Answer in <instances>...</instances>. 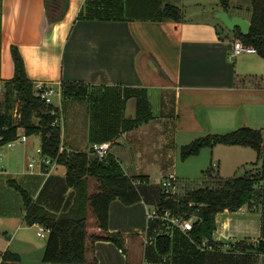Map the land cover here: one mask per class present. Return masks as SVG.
I'll return each instance as SVG.
<instances>
[{"label": "crops", "instance_id": "1", "mask_svg": "<svg viewBox=\"0 0 264 264\" xmlns=\"http://www.w3.org/2000/svg\"><path fill=\"white\" fill-rule=\"evenodd\" d=\"M47 1L0 0V83L15 76L12 47L16 46L34 84H83L80 98L66 96L63 90L61 100H55L62 107V147L83 152L94 143L113 142L108 172L133 179L142 195L133 205L116 199L109 207V231L125 235L127 254L112 242L92 244L88 240V260L96 259V264H184L178 252L183 249L180 236L187 233L149 217L159 191L150 193L142 185H161L171 176L177 181L191 179L192 169H181L180 161L198 165L200 159L209 157L207 164L212 160L213 168L224 178L233 177L225 170L247 164L243 158L248 147L217 145L185 161L181 149L207 135L253 129L264 116V59L258 53L233 58V44L241 29L231 31L215 14L212 16L215 11H227L230 17L238 16L251 24V0H231L229 10L218 0L210 18L188 20L183 16L180 22L142 19L157 9L155 0H68L65 16L53 24L48 21ZM195 1V5L201 3ZM127 2L133 19L125 17ZM182 2L163 1L184 7ZM98 11H106L107 15H102L112 19H79L81 14H100ZM19 132L24 134L23 129ZM31 138L20 143L28 144ZM66 173L67 168L59 163L51 165L49 175L42 171L40 175L47 183L38 199H32L53 213L67 212L75 191L67 185ZM46 187L49 192L42 200ZM25 215L26 207L24 223ZM2 218L5 221L0 212V222ZM216 225L213 239L222 244L219 251L224 254L243 256V251L234 250L238 242L257 245L264 236V181L256 187L249 204L237 212L218 214ZM160 234L176 238L169 256H161L156 250L155 240ZM130 249L138 255L132 256ZM13 250L8 247L1 252V261L10 251L20 255L22 264H29L23 256L34 251L30 244L25 251ZM261 259L264 261V254L257 256L255 264Z\"/></svg>", "mask_w": 264, "mask_h": 264}, {"label": "trees", "instance_id": "2", "mask_svg": "<svg viewBox=\"0 0 264 264\" xmlns=\"http://www.w3.org/2000/svg\"><path fill=\"white\" fill-rule=\"evenodd\" d=\"M155 1L159 4L157 9L148 18L142 19L154 22L182 20L183 14L180 7L171 3L164 4V0ZM47 3L49 23L53 24L62 20L67 12L68 0H48ZM219 3L225 10H229L231 0H219ZM250 12L249 33L246 36L239 33L238 39L246 45L255 47L264 59V0H251ZM99 13L81 14L79 19H112L102 15H107L106 11ZM125 17L126 19L134 17L133 9L128 2ZM12 57L15 76L4 83L5 91L0 100V148L14 141L20 129H23L27 136L40 135L41 155L56 160L67 168L66 183L75 191L69 210L56 214L37 204L16 182L9 181V184L18 189L24 197L26 224L28 226L39 224L50 230L44 262L47 264H96V259L89 261L87 258L88 240L92 244L96 241L112 242L126 255L125 235L109 231V207L116 199L121 200L125 205L140 202L142 195L136 182L124 175L109 173L111 163H108V157L100 160L94 157L91 151L89 153L60 151L62 128L60 125H54L56 117L51 114L53 107L46 105L35 96V84L28 78L24 59L16 46L12 47ZM81 85L83 84H64V95L80 98ZM16 106L19 108L20 118L14 116ZM217 145L241 146L255 150L258 158L253 166L256 169L244 176L224 178L214 172L211 166L202 179L203 186L189 190V188H183L177 181L176 186L179 190L174 194L165 193L161 184L156 208L159 212L167 209L182 219H193V229L186 235L180 236L183 249L178 253L184 264H205L208 261L209 264H255L257 256L264 254V236L257 245L238 242L234 250L243 251L244 255L236 256L219 251L222 244L214 241L213 233L217 227V215L225 210L237 212L249 204L255 198L256 187L264 181V128L259 130L244 127L223 135H207L198 138L181 149V159L185 161L198 155L203 149L214 148ZM90 179L97 181L96 190L93 193L89 192ZM89 213L93 214L95 225L100 229L99 232L89 233ZM175 241L174 236L158 235L155 240L158 254L169 256L174 251ZM203 241L211 245L213 250H204L201 247ZM0 264H22L21 257L7 251L3 254Z\"/></svg>", "mask_w": 264, "mask_h": 264}, {"label": "rangeland", "instance_id": "3", "mask_svg": "<svg viewBox=\"0 0 264 264\" xmlns=\"http://www.w3.org/2000/svg\"><path fill=\"white\" fill-rule=\"evenodd\" d=\"M182 1V3H184V7L180 5L179 7L181 8L182 14L185 19L189 20L190 18H192L203 20L211 17L210 12H212L213 6H216V4L214 3H216L218 0H199L201 2L199 5L194 4L197 2L195 0ZM215 12H213L212 16L215 14ZM0 99H2V97H0ZM255 125L256 126H252L253 129H263L264 116L259 124ZM62 130L64 131V126L62 127ZM40 147L41 137L32 136L28 144L19 143L14 148H9L7 146H3L2 148H0V212L3 213V217H6L5 221H7L6 223L2 218V221L0 222V261L1 252H4L8 247L12 251H14L13 249L15 248L24 249L25 251L26 244H30L34 248V251H28V253L24 252L25 254L23 256V259L30 261L29 264H46L43 263L42 258L44 247L46 245L48 237L46 236L45 238H42L38 236V233L41 230V226L37 225L29 227L26 223L23 222L25 210L24 197L18 189L9 184V180H13L19 186H21V188L24 189L30 197L36 200L38 199V196L43 191L47 183L44 181L45 177L40 175L42 171L41 167L38 166L40 164L41 155L38 154L37 151ZM245 150L247 154L243 158V163L247 164L242 165L235 170H225V173H233L231 174V176L238 177L244 176L245 174L256 169V167H254L252 163L256 161V152L251 148H247ZM82 151L89 153V146L83 148ZM206 151L210 152L209 149H207ZM208 158L209 157H207V159L206 157H203V159H200L202 161H198V165H189V163L184 164L180 161L179 167L181 169L190 167L192 169L190 174L194 173V176L191 179L178 180V183L181 184V186L185 189L189 188V190H194L203 186V171H206L210 165L212 166V160L209 164H207ZM33 162L35 163L36 167L32 170L28 167L29 164ZM202 165L203 167L201 168L200 166ZM225 167L227 166L223 167V171ZM228 167H230V165H228ZM214 172H217L216 167H214ZM159 185V183L151 182L150 184H143L142 188L149 189L150 193L156 194L158 192ZM96 186L97 181L95 179H90L89 192L93 193V190H96ZM48 189L49 187H46L42 195V200L47 196L49 192ZM178 190L179 188L177 187L176 192ZM93 227H96L95 218L92 213H89L88 230L95 232ZM130 251L133 254L132 256L138 255L135 249H130ZM143 264H146V262H144ZM260 264H264V261L262 259L260 260Z\"/></svg>", "mask_w": 264, "mask_h": 264}, {"label": "built area", "instance_id": "4", "mask_svg": "<svg viewBox=\"0 0 264 264\" xmlns=\"http://www.w3.org/2000/svg\"><path fill=\"white\" fill-rule=\"evenodd\" d=\"M246 53L247 54H257L258 51L255 47L246 45L240 39L234 41L233 52L231 56L233 58H237L240 55L246 54ZM34 89H35L36 97L40 98L46 105H50L53 107L51 114L52 116L56 117L54 121V125L62 126L63 124L62 107L61 105L56 104L55 100L56 99L61 100L62 95H63V85L59 84L56 86L50 83H37L35 84ZM4 91H5L4 84L0 83V97L2 98H3ZM14 116L16 118H20L18 106H16L14 110ZM27 139H28V136L26 134H20V132H18L17 138L14 141L9 142L5 146L12 148L16 146L17 144H19L20 142H26ZM112 146H113V142H110V141L94 143L91 146L90 151L94 157L100 160H103L109 156ZM38 151L41 153V149H39ZM60 151H64V148L61 147ZM54 163H58V162L56 160H51L49 158L43 157L40 163L43 173H45L46 175H49L51 171V165ZM34 167H35V163L33 162L30 164V168L33 169ZM176 182H177V179L176 177H173V176L163 181L161 184L164 188V192L174 194L177 188ZM149 217L150 218H160L168 222L170 225L175 226L179 228L181 231L186 232V233L190 232L193 229V219H182L180 217H177L176 215H173L167 209L159 212V210L155 208L150 212ZM39 226H41V230L38 233V236L42 238L48 236L50 233V230L42 225H39ZM201 247L204 250H213V247L209 245L206 241H203L201 243Z\"/></svg>", "mask_w": 264, "mask_h": 264}, {"label": "water", "instance_id": "5", "mask_svg": "<svg viewBox=\"0 0 264 264\" xmlns=\"http://www.w3.org/2000/svg\"><path fill=\"white\" fill-rule=\"evenodd\" d=\"M215 18L221 20L231 31L235 30L236 28H240L242 35L246 36L249 33L251 24L243 18L238 16L230 17L227 11L215 12Z\"/></svg>", "mask_w": 264, "mask_h": 264}]
</instances>
